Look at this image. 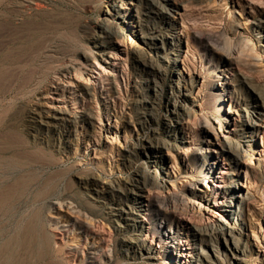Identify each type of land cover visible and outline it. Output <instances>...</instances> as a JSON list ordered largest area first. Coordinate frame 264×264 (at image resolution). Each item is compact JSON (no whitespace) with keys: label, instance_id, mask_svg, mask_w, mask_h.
Segmentation results:
<instances>
[{"label":"rangeland","instance_id":"1","mask_svg":"<svg viewBox=\"0 0 264 264\" xmlns=\"http://www.w3.org/2000/svg\"><path fill=\"white\" fill-rule=\"evenodd\" d=\"M0 165V264H264V0H0Z\"/></svg>","mask_w":264,"mask_h":264},{"label":"bare ground","instance_id":"2","mask_svg":"<svg viewBox=\"0 0 264 264\" xmlns=\"http://www.w3.org/2000/svg\"><path fill=\"white\" fill-rule=\"evenodd\" d=\"M229 74L231 75V72H229ZM261 107H263V105L261 104ZM67 113V112H66ZM35 116L32 117L33 121L35 122V125H36V129H39V130H43V131H49L50 130V127H54V126H57V123L59 121H64L66 119V117L64 118V113L62 112H59V113H53V114H50V115H44L42 112L40 111H35ZM79 118V119H85V115H81L80 117H73V121L76 122V119ZM68 119V118H67ZM72 119V118H71ZM70 120V119H69ZM72 120H70L71 122ZM35 128V127H34ZM143 145V144H142ZM2 151V150H1ZM6 158V157H5ZM13 162V161H12ZM21 163V162H20ZM2 165V164H1ZM0 165V167L2 168V166ZM13 165V164H12ZM11 165V167H12ZM10 166V165H9ZM18 167V166H17ZM213 167L210 168V170H212ZM10 169V168H9ZM15 169V168H14ZM2 170V169H1ZM222 174H224L222 172ZM2 176V175H1ZM29 176V175H28ZM28 178V177H27ZM216 178H219L218 176ZM7 179V178H6ZM22 179V178H21ZM16 180V179H15ZM23 180V179H22ZM2 181V179L0 180ZM20 181V180H18ZM17 181V182H18ZM28 181V180H27ZM17 182H13L14 184L10 185L9 188V191L8 192H14V191H17L19 188H18V185H17ZM19 183V182H18ZM222 181H219L217 184L215 183L214 185V188L212 190V196H213V199L216 201L217 200V207L220 208L224 205L223 202H220V197H223L221 195V189H222ZM133 184V183H132ZM131 184V186H132ZM20 186V184H19ZM18 188V189H17ZM6 190V189H5ZM4 190V191H5ZM132 190V189H130ZM3 191V190H2ZM129 191V190H128ZM131 192V191H130ZM16 196V194H15ZM10 197V196H8ZM1 198H2V202L5 201L7 198V196L5 194H1ZM0 198V199H1ZM12 198V197H10ZM9 198V199H10ZM219 198V199H218ZM224 198V197H223ZM221 198V199H223ZM13 200V199H12ZM118 200L120 201V198H118ZM10 201V200H9ZM224 201V199H223ZM10 203V202H9ZM120 203V202H118ZM237 203V202H236ZM235 203V204H236ZM8 204V203H7ZM235 204H234V207H235ZM238 204V203H237ZM4 205V204H2ZM122 206H124V204H121ZM120 205V206H121ZM121 210V212H124L126 216H129L131 217V212H132V209L129 208V207H125L124 209L123 208H119ZM7 212V211H6ZM32 213V212H31ZM5 214V213H4ZM167 217H169V225L168 227L171 228V233L169 232V236H168V240L167 241H170L171 243H174V250L176 251L175 253V256L173 259L174 262L172 264H187V258H192V256L190 255V253L192 252V247H191V244H190V235H189V231H193L194 234H196V236L200 237V238H205L207 237L208 239H212L214 236H216V233L218 231H220L222 229V226H210L208 228H200V227H190L188 226V222L186 218H184V216H182L181 218H179V216L177 217V213L175 211H171L168 213ZM208 220L210 218H207ZM187 222V223H186ZM172 225V226H171ZM175 226H178L179 228L183 229V233H182V236L179 237L177 240L172 241L173 238H174V235H175V231H174V227ZM95 227V228H94ZM93 228H85L84 230V233L89 237L90 235H93V236H98V233L96 232L97 230H99V225L96 224ZM94 229V230H93ZM102 229V228H101ZM40 230V229H39ZM96 230V231H95ZM101 231H103V233L105 232L104 229H102ZM18 235V233H17ZM87 236L86 239L88 238ZM15 238V237H14ZM34 238V237H33ZM35 239V238H34ZM85 239V240H86ZM105 239V238H104ZM26 240V239H25ZM11 241H12V238H11ZM14 241V240H13ZM12 241V242H13ZM27 241V240H26ZM40 241V240H39ZM169 243V242H168ZM205 243V242H204ZM5 244V243H4ZM166 244V242H165ZM9 242L6 243L4 245V248L1 247V252L2 254H6L7 256L10 257L11 256H14L10 251H9ZM29 245V244H28ZM24 246V245H23ZM35 246V245H33ZM28 247V246H27ZM51 248V247H50ZM42 249V248H41ZM19 250V249H18ZM202 250V249H201ZM37 251V250H36ZM43 251V250H42ZM48 251V250H47ZM13 252V250H12ZM35 253V252H34ZM61 253V252H60ZM195 253L197 254V256L199 258L202 259L203 257V260H205V253H203L202 251H199V249L196 251L195 250ZM39 255V254H38ZM48 255V254H47ZM77 255V254H76ZM40 256V255H39ZM56 256V255H55ZM202 256V257H200ZM33 257V256H32ZM15 258V257H14ZM13 258V259H14ZM44 258V257H43ZM22 259V258H21ZM34 259V258H33ZM42 260V258H40ZM197 259V258H196ZM2 261V260H1ZM18 261V260H17ZM27 261V260H26ZM40 261V260H39ZM7 262V261H6ZM75 262V261H74ZM35 263V262H34ZM55 263V262H54ZM22 264V263H21Z\"/></svg>","mask_w":264,"mask_h":264}]
</instances>
